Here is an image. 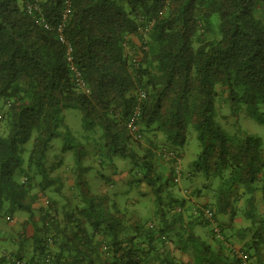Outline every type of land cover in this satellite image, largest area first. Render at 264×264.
Masks as SVG:
<instances>
[{
  "label": "trees",
  "instance_id": "obj_1",
  "mask_svg": "<svg viewBox=\"0 0 264 264\" xmlns=\"http://www.w3.org/2000/svg\"><path fill=\"white\" fill-rule=\"evenodd\" d=\"M70 1L64 19L66 0H0V219L17 228L13 218L28 216L18 235L0 227L20 245L0 246V264H186L175 256L186 254L187 264H261L264 140L236 117L246 107L264 124V0ZM223 107L234 117L231 132L218 121ZM68 108L81 109L99 155L135 164L125 209L72 175L71 191L84 189L62 216L52 213L57 204L46 191L67 194L47 153L54 138L70 134ZM190 123L201 145L193 166L204 181L179 197L157 158H180L175 150L187 142ZM83 152L81 145L75 159L82 172ZM38 211L42 227L28 254L25 229ZM238 216L244 222L235 235Z\"/></svg>",
  "mask_w": 264,
  "mask_h": 264
},
{
  "label": "rangeland",
  "instance_id": "obj_2",
  "mask_svg": "<svg viewBox=\"0 0 264 264\" xmlns=\"http://www.w3.org/2000/svg\"><path fill=\"white\" fill-rule=\"evenodd\" d=\"M243 107H245L243 105ZM250 110L245 107L240 114L236 117L237 123L241 126V128L247 132H250L252 134H256L261 136V138L264 140V124L260 123L257 119L252 117L250 115ZM225 115V116H223ZM228 114V108L223 107L218 111L219 116V122H221L227 129L228 132L233 131L232 128V122L234 121V117ZM83 114L80 108H68L65 110V122L69 128L70 134L68 137H65L63 135L56 137L53 139L47 153V161L49 165L55 168L54 175H59L61 183L65 185L63 188L67 194L65 197H60L58 193L50 192V189L46 191L47 198L54 201L57 205L54 206L57 208L56 212L52 211V213H57V215L62 216L63 210L65 207L68 209L71 208V205L76 203L77 201H74V196L79 192H81L84 189L83 187H77L75 186L74 190L71 191V188L73 186V176L76 180L83 179L86 181V188L89 189V191L92 194H105L109 195L111 197V203L114 202V199L116 198V201L123 205V209H125L126 204L128 203L125 201V195L126 193H123L126 189H128V185L131 184V174L130 171L134 169L135 164L132 162L131 159H125L121 158L119 156H113L111 159H108L106 156L99 155L98 149H97V141L95 139L91 138L88 139L87 135L90 134L89 131H85L83 128V120H82ZM6 129V126L4 123H1L0 125V131H4ZM156 135V134H153ZM96 139L98 138V134H96ZM155 138V137H154ZM99 140V139H98ZM149 138L146 137L143 140V146L146 148L149 145L148 142ZM156 145L159 147H162V143H160L155 138ZM79 143V146H78ZM65 144L69 145H75V148H70L67 150H63L65 147ZM33 145V138L28 141L25 145L26 151L23 154L24 159L26 160L28 158V154L30 149ZM84 151V154H81V167H83V172L79 168V166L76 163L77 158V151L81 150ZM161 148L158 150L160 151ZM143 150L140 149V153ZM201 151V145L197 138V130L195 126L190 123L188 124L187 128V142L184 146H181L179 148H176L175 152L176 154H180V163H172L171 161L175 159V155L172 154L169 156V161L165 158H157V161H159V167L161 171H163V181L165 179L170 180L169 187L173 190L175 195H179V197L184 196V194L187 193L189 196V191L193 189L194 187L201 185L204 181L203 177L200 175H196L197 172L194 170L193 162L197 159L199 152ZM101 159L103 160V163H101ZM172 159V160H171ZM179 168L180 170H173V167ZM84 167H88V169L84 170ZM172 167V168H171ZM136 169V167H135ZM174 175H179V180L175 183L172 182V178ZM198 176V177H197ZM60 183V182H59ZM69 187V188H68ZM126 188V189H125ZM137 187L134 186V189L132 190V194L134 198L140 197L137 191L135 190ZM37 190V189H36ZM185 191H187L185 193ZM72 193V194H71ZM151 193H149V196ZM43 201L42 197H39L38 203H41ZM206 199L204 197H201L199 199L200 203H205ZM79 202V201H78ZM125 204V206H124ZM139 204H142L141 202ZM138 204V205H139ZM194 204V202H192ZM68 205V206H67ZM143 205V204H142ZM38 208V206H36ZM140 209V208H139ZM138 209V210H139ZM144 212V210H142ZM33 216H30L29 219L31 223L27 225L26 232H25V238L26 241H24L23 244V251L25 253H32L34 248V231L35 227H42L40 226L42 223V214L41 211H38L36 213H33ZM26 214H23L22 217H14L13 222L19 219V221H16V227L8 225L6 220L3 218L0 219V227H2L6 233H11L10 235H18L19 232L23 228V222L28 219V216H25ZM8 218V217H7ZM36 224V225H35ZM14 233V234H13ZM5 235V233L0 234V246H4L9 251L17 250L19 249L20 245L18 242H11V240L8 239V237L2 236ZM179 261H183L186 263L188 260L191 259V257L186 255H175Z\"/></svg>",
  "mask_w": 264,
  "mask_h": 264
},
{
  "label": "built area",
  "instance_id": "obj_3",
  "mask_svg": "<svg viewBox=\"0 0 264 264\" xmlns=\"http://www.w3.org/2000/svg\"><path fill=\"white\" fill-rule=\"evenodd\" d=\"M66 5H67V6H66V9H65V11H64V19H66L67 16L71 13V1H70V0H66ZM36 7H37V6H35V8H36ZM39 19H40V20H39L38 22H39L41 25H43L44 27H47V28H51V27L49 26V24H48L47 22H45V19H44L42 16H41ZM63 27H64V23H60L59 26H58V30H59V32H60V39H61V41L65 42V43L67 44V53H66V55H67V60L69 61L70 65H71V68L74 69V70H76V68H75L74 65L72 64V58H73V57H72V50H73V47H72V45H71L68 41H66V39L64 38V36H63V34H62ZM76 76H77V80H78L79 85L82 86V87H84V86H85V82H84V80L82 79V76H81L80 71L77 70V72H76ZM143 95H144L143 92H141V96H143ZM139 115H140V108H139V107H136V108H135V111H134V114H133V116L131 117V120H130V122H129V125L132 127L133 131H136V129H137L136 121H137ZM141 137H142V136H141ZM139 138H140V136H139ZM176 163H180V159H179V158L177 159V162H176ZM176 170H180V169H179V168H176ZM176 178H178V177H176ZM206 214L209 215V216H211L209 210L206 211ZM20 264H24V262L22 261V262H20Z\"/></svg>",
  "mask_w": 264,
  "mask_h": 264
},
{
  "label": "crops",
  "instance_id": "obj_4",
  "mask_svg": "<svg viewBox=\"0 0 264 264\" xmlns=\"http://www.w3.org/2000/svg\"><path fill=\"white\" fill-rule=\"evenodd\" d=\"M73 183V182H72ZM260 200V199H259ZM261 201V205L262 206H264V200H260ZM34 205L35 206H38V203H34ZM237 219H235V221H233V225H232V232L233 233H235V235L236 234H239L240 233V231H242V227L240 226V222H244L243 221V219L241 220V218L238 216V217H236ZM240 219V220H239ZM223 221H228L227 220V218H225V219H222ZM246 224H247V222H246ZM263 254H264V251H263ZM191 260H188L187 262H186V264L187 263H189ZM264 264V257H263V262H261V264Z\"/></svg>",
  "mask_w": 264,
  "mask_h": 264
},
{
  "label": "clouds",
  "instance_id": "obj_5",
  "mask_svg": "<svg viewBox=\"0 0 264 264\" xmlns=\"http://www.w3.org/2000/svg\"><path fill=\"white\" fill-rule=\"evenodd\" d=\"M179 159H180V158H179ZM176 162H177V160H176ZM176 162H175V163H176ZM175 170H176V166H175ZM176 177H178V178H176ZM176 177H175V180L178 181V180H179V175H176Z\"/></svg>",
  "mask_w": 264,
  "mask_h": 264
}]
</instances>
